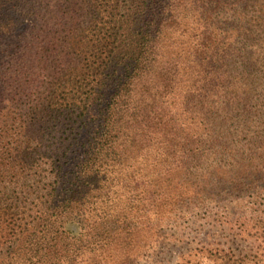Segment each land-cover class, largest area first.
Listing matches in <instances>:
<instances>
[{
    "label": "trees",
    "instance_id": "1",
    "mask_svg": "<svg viewBox=\"0 0 264 264\" xmlns=\"http://www.w3.org/2000/svg\"><path fill=\"white\" fill-rule=\"evenodd\" d=\"M0 166V264H136L187 186L264 197V0H0ZM254 220L200 252L264 264Z\"/></svg>",
    "mask_w": 264,
    "mask_h": 264
},
{
    "label": "rangeland",
    "instance_id": "2",
    "mask_svg": "<svg viewBox=\"0 0 264 264\" xmlns=\"http://www.w3.org/2000/svg\"><path fill=\"white\" fill-rule=\"evenodd\" d=\"M202 167L203 171L207 170V164ZM186 190L187 195L157 225L159 236L142 251L136 264H210L200 248L203 242L211 243V248L218 241L229 239V226L222 221L237 219L238 226L245 218H251L255 219L254 223L262 221L264 225V212H261L264 197H258L259 190L258 193L208 190L201 195L194 193L193 185L187 186ZM258 204L259 209L254 211Z\"/></svg>",
    "mask_w": 264,
    "mask_h": 264
}]
</instances>
